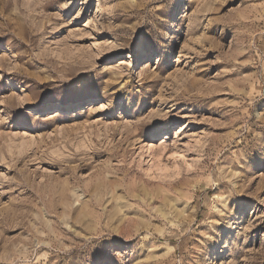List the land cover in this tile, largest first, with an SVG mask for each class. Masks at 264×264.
I'll return each instance as SVG.
<instances>
[{"label":"rangeland","instance_id":"374dc122","mask_svg":"<svg viewBox=\"0 0 264 264\" xmlns=\"http://www.w3.org/2000/svg\"><path fill=\"white\" fill-rule=\"evenodd\" d=\"M0 264H264V0H0Z\"/></svg>","mask_w":264,"mask_h":264},{"label":"bare ground","instance_id":"6f19581e","mask_svg":"<svg viewBox=\"0 0 264 264\" xmlns=\"http://www.w3.org/2000/svg\"><path fill=\"white\" fill-rule=\"evenodd\" d=\"M154 67V65H146L145 67H143L144 73H149L150 68L152 69ZM183 130V128L181 129V131ZM155 144V143H154Z\"/></svg>","mask_w":264,"mask_h":264}]
</instances>
